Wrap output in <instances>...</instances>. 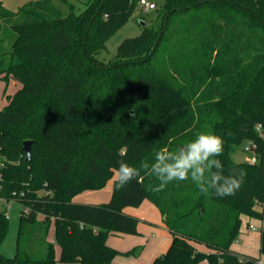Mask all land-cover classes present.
Returning <instances> with one entry per match:
<instances>
[{
    "label": "trees",
    "instance_id": "1",
    "mask_svg": "<svg viewBox=\"0 0 264 264\" xmlns=\"http://www.w3.org/2000/svg\"><path fill=\"white\" fill-rule=\"evenodd\" d=\"M56 1L73 6L37 0L12 11L0 1V81L19 84L0 110V198L21 206L15 255L0 252V264H111L120 253L107 237L136 235L123 210L144 200L171 234L151 264H257L231 245L244 218L263 221L264 0H163L158 23L124 39L110 64L96 55L139 0H88L67 16ZM201 132L222 137L225 174L247 173L235 196L203 195L191 179L154 192L159 181L141 172L120 190L113 181L106 203L72 202L104 188L118 161L139 167ZM247 143L254 165L231 157ZM7 229L2 209L0 246Z\"/></svg>",
    "mask_w": 264,
    "mask_h": 264
},
{
    "label": "clouds",
    "instance_id": "2",
    "mask_svg": "<svg viewBox=\"0 0 264 264\" xmlns=\"http://www.w3.org/2000/svg\"><path fill=\"white\" fill-rule=\"evenodd\" d=\"M223 143L222 137L212 132H201L175 150L161 148L151 161H141L139 167L120 160L113 170L114 189L125 188L143 172L159 181L158 186L150 185L154 192L162 191L173 181L191 179L203 195L212 193L219 198L235 196L247 173L233 169L225 174V166L218 159L223 154Z\"/></svg>",
    "mask_w": 264,
    "mask_h": 264
},
{
    "label": "crops",
    "instance_id": "3",
    "mask_svg": "<svg viewBox=\"0 0 264 264\" xmlns=\"http://www.w3.org/2000/svg\"><path fill=\"white\" fill-rule=\"evenodd\" d=\"M0 1L3 4L4 0ZM112 180L114 181V178ZM104 188L95 191L94 194H89V191L80 193L72 199V202L78 204L106 203L110 199L112 187L109 191L103 190ZM102 191H105V194L100 196ZM123 212L138 220L137 234H110L107 237L106 244L120 253L115 257L111 264H151L155 257L166 251L171 242V234L163 224L161 214L155 205H153L149 200H144L134 210H131V208H125ZM261 226L264 228L263 223ZM247 228L249 229V232H242L238 239L232 243L231 249L239 254L257 257L259 258V262L264 264V258L262 259V256L259 254L260 234L255 238V236L250 233L254 232L255 228L251 225ZM48 239H53L52 226L48 231ZM140 247L143 248V252H137V254L135 250ZM197 248L199 250L206 251V249L201 245H197ZM255 251L258 255L253 253ZM136 254L137 257H135ZM58 256L59 249L56 247V257L58 258ZM202 264L206 263L203 262Z\"/></svg>",
    "mask_w": 264,
    "mask_h": 264
},
{
    "label": "rangeland",
    "instance_id": "4",
    "mask_svg": "<svg viewBox=\"0 0 264 264\" xmlns=\"http://www.w3.org/2000/svg\"><path fill=\"white\" fill-rule=\"evenodd\" d=\"M29 1H37V0H4L3 6L8 10H16L18 7L24 5L25 3ZM69 3H72L73 6L70 7L69 5L61 2L56 1L55 6L56 8L61 12L63 16H67L70 11L72 10L74 14H78L80 10L82 9V3L88 1V0H67ZM154 2L155 9L154 10H147L143 11L139 6L135 9L132 16L128 20V22L120 28L105 44V48L99 52L96 55V58L102 62L103 64H110L113 62V58L116 54L117 46L127 38H133L140 35L142 32L143 26L142 24H145L147 26L158 23V10L163 5V0H149ZM19 88V84L15 81H8L7 83L0 81V110L7 104L8 102V96H12L17 89ZM243 146H239L236 148L234 153L232 154V159L235 162H244L246 154L243 153ZM113 180H110L106 183V187L103 190L109 191L112 187ZM93 192V193H92ZM95 191H89V194H94ZM105 194V191H102L100 196H103ZM131 208V210H134L136 207H126ZM5 210L7 219H8V229L6 233V237L3 241V243L0 246V252L4 254V256L7 257H13L15 255V246H16V237H17V230H18V221H19V212L21 210V206L18 202L10 201L8 203H0V210ZM260 209V207H259ZM261 209L263 210V221L260 222L258 220H248L247 218L243 219V223L241 226L242 232H249V229L247 228V224L251 225L255 228L254 232H250L255 236H259L262 228V223L264 226V203L261 206ZM253 231V230H252ZM137 253L143 252V248H139L135 250ZM130 253V252H129ZM137 253V254H138ZM256 255L258 253L255 251L253 252ZM137 254L135 257H137ZM130 255V254H129ZM262 259L264 258V255H261Z\"/></svg>",
    "mask_w": 264,
    "mask_h": 264
},
{
    "label": "built area",
    "instance_id": "5",
    "mask_svg": "<svg viewBox=\"0 0 264 264\" xmlns=\"http://www.w3.org/2000/svg\"><path fill=\"white\" fill-rule=\"evenodd\" d=\"M139 7L143 11L154 10L155 9V4H154V2L149 1V0H139ZM256 129L260 130V125H258ZM242 149H243L242 150L243 153L246 154L244 162H246L249 165L256 164L257 161H258L256 145L252 144V143H247V144L243 145ZM0 203H3L1 198H0ZM257 264H261V263L258 262Z\"/></svg>",
    "mask_w": 264,
    "mask_h": 264
},
{
    "label": "water",
    "instance_id": "6",
    "mask_svg": "<svg viewBox=\"0 0 264 264\" xmlns=\"http://www.w3.org/2000/svg\"><path fill=\"white\" fill-rule=\"evenodd\" d=\"M142 26H144V24H142ZM22 151L25 153L26 159L29 160L30 158V142L29 141L23 142Z\"/></svg>",
    "mask_w": 264,
    "mask_h": 264
}]
</instances>
